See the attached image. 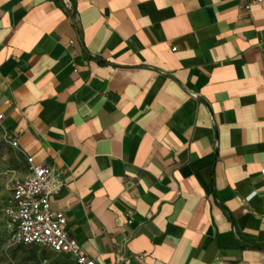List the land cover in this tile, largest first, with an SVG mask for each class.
I'll return each instance as SVG.
<instances>
[{
  "label": "crops",
  "instance_id": "1",
  "mask_svg": "<svg viewBox=\"0 0 264 264\" xmlns=\"http://www.w3.org/2000/svg\"><path fill=\"white\" fill-rule=\"evenodd\" d=\"M69 2L0 0L20 176L95 264H264V0Z\"/></svg>",
  "mask_w": 264,
  "mask_h": 264
},
{
  "label": "built area",
  "instance_id": "2",
  "mask_svg": "<svg viewBox=\"0 0 264 264\" xmlns=\"http://www.w3.org/2000/svg\"><path fill=\"white\" fill-rule=\"evenodd\" d=\"M252 1L260 3L262 0ZM60 2L63 10L70 12L69 0ZM250 6V3H246L244 10L249 12ZM73 21H76L75 16ZM4 137L9 147L16 150V141L9 140L5 134ZM23 160L26 165L25 172L14 181L8 201L2 210L8 242L12 245L35 246L52 254L66 255L74 264H95L69 237L64 214L51 209L50 196L62 185L54 179L52 168L36 164L29 156H24ZM260 174L264 179V170H261ZM135 258L142 259L141 256Z\"/></svg>",
  "mask_w": 264,
  "mask_h": 264
},
{
  "label": "rangeland",
  "instance_id": "3",
  "mask_svg": "<svg viewBox=\"0 0 264 264\" xmlns=\"http://www.w3.org/2000/svg\"><path fill=\"white\" fill-rule=\"evenodd\" d=\"M22 166L21 156L9 147L0 128V264H48L49 261L33 259L30 248L8 242L2 210L8 201L14 181L20 178ZM49 255L52 258L71 261L66 255Z\"/></svg>",
  "mask_w": 264,
  "mask_h": 264
},
{
  "label": "trees",
  "instance_id": "4",
  "mask_svg": "<svg viewBox=\"0 0 264 264\" xmlns=\"http://www.w3.org/2000/svg\"><path fill=\"white\" fill-rule=\"evenodd\" d=\"M18 246H23V247H28L29 252L31 253L33 259H42L45 261H49L48 264H74L71 261H67V260H60L59 258H52L49 254V251L45 250V249H41L35 246H24V245H18ZM52 255H58V254H52Z\"/></svg>",
  "mask_w": 264,
  "mask_h": 264
}]
</instances>
